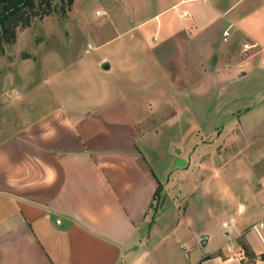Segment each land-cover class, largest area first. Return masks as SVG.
Returning a JSON list of instances; mask_svg holds the SVG:
<instances>
[{
    "label": "crops",
    "instance_id": "crops-1",
    "mask_svg": "<svg viewBox=\"0 0 264 264\" xmlns=\"http://www.w3.org/2000/svg\"><path fill=\"white\" fill-rule=\"evenodd\" d=\"M114 2L117 7L103 4L94 16L117 35L91 33L99 50L116 46L80 64L91 70L78 75L76 92H56L55 106L14 135L5 137L4 129L0 136V264H161L145 237L163 213L149 219L161 183L137 143L145 106L95 75L126 72L134 79L141 64L143 78L147 63L132 59L140 48L159 69L178 63L174 78L190 79L195 89L237 83L255 62L264 63V0H158L136 26L130 20L139 15L138 4ZM81 12L78 24L87 19ZM135 27L140 33L125 56L114 55L128 46L122 38ZM217 38L224 49L215 50ZM259 237L243 234L252 262L243 252L230 254L226 237L209 252L196 249L195 238L191 245L178 241L172 264H264Z\"/></svg>",
    "mask_w": 264,
    "mask_h": 264
},
{
    "label": "rangeland",
    "instance_id": "rangeland-1",
    "mask_svg": "<svg viewBox=\"0 0 264 264\" xmlns=\"http://www.w3.org/2000/svg\"><path fill=\"white\" fill-rule=\"evenodd\" d=\"M134 1L139 15L130 21L136 26L148 12L157 10L158 0ZM109 3L117 7L114 0H74L68 9L56 0L50 16L37 18L29 28L17 30L15 41L3 45L0 136L4 129L5 137L14 135L33 116L55 106L56 92L77 90L81 80L78 75L91 70L89 65L80 69V64L116 46L113 41L110 47L99 50L91 33L92 29L103 38L117 35V29L107 26L103 16H94L96 9L104 10L103 4ZM78 11L86 15L85 24H78ZM139 33L137 27L129 31L122 38L129 41L128 46L114 55L125 56L134 41L132 37ZM215 43V50L227 46L218 38ZM145 54L141 48L132 54L135 62L147 63L144 79L140 76L141 64L134 79H127L126 72L113 71L95 78L118 83L135 102L145 106L146 119L137 143L161 183L149 219L153 222L163 212L157 226L150 227V232L148 227L145 230L147 243L151 241L148 247H157L155 259L161 264L173 263L174 251H181L178 241L186 243L194 238L196 249L209 252L230 237V254L242 252V245L248 247L243 234L262 218L264 67L255 62L237 83L224 81L195 89L190 79L174 78V65L178 63L174 61L167 67L160 64L159 69ZM176 58L182 59L178 54ZM196 234L200 235L192 237ZM201 235L210 237L207 246H201ZM260 235L264 241V229L258 238Z\"/></svg>",
    "mask_w": 264,
    "mask_h": 264
},
{
    "label": "trees",
    "instance_id": "trees-1",
    "mask_svg": "<svg viewBox=\"0 0 264 264\" xmlns=\"http://www.w3.org/2000/svg\"><path fill=\"white\" fill-rule=\"evenodd\" d=\"M56 0H0V51L5 44L15 41L17 30L29 28L35 19H43L54 12L53 3ZM69 9L74 0H59ZM161 185L155 191L153 201L159 196ZM152 207V204H151ZM242 252L252 262L253 253L242 245ZM259 258L264 260V255Z\"/></svg>",
    "mask_w": 264,
    "mask_h": 264
},
{
    "label": "built area",
    "instance_id": "built-area-1",
    "mask_svg": "<svg viewBox=\"0 0 264 264\" xmlns=\"http://www.w3.org/2000/svg\"><path fill=\"white\" fill-rule=\"evenodd\" d=\"M227 33H225L224 36H227L226 35ZM264 65V63H263ZM262 193H263V200H262V218L261 220H259L258 222L254 223L252 226H251V231H254L256 234H260V231L264 229V179H263V182H262Z\"/></svg>",
    "mask_w": 264,
    "mask_h": 264
},
{
    "label": "water",
    "instance_id": "water-1",
    "mask_svg": "<svg viewBox=\"0 0 264 264\" xmlns=\"http://www.w3.org/2000/svg\"><path fill=\"white\" fill-rule=\"evenodd\" d=\"M101 68L103 70H109V63L108 62L102 63ZM199 241H200L201 246H205L208 242V237L206 235H202L200 236Z\"/></svg>",
    "mask_w": 264,
    "mask_h": 264
}]
</instances>
